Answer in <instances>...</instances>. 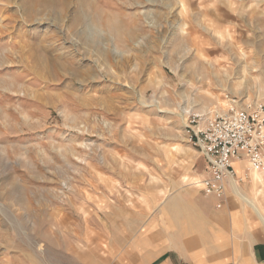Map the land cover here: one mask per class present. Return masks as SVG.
I'll list each match as a JSON object with an SVG mask.
<instances>
[{"label": "rangeland", "instance_id": "1", "mask_svg": "<svg viewBox=\"0 0 264 264\" xmlns=\"http://www.w3.org/2000/svg\"><path fill=\"white\" fill-rule=\"evenodd\" d=\"M36 1L0 0V264H109L203 192L189 116L264 104V0Z\"/></svg>", "mask_w": 264, "mask_h": 264}, {"label": "crops", "instance_id": "2", "mask_svg": "<svg viewBox=\"0 0 264 264\" xmlns=\"http://www.w3.org/2000/svg\"><path fill=\"white\" fill-rule=\"evenodd\" d=\"M234 169L224 199L181 195V204L162 211V223L157 217L155 226L125 232L109 264H264V171L245 160Z\"/></svg>", "mask_w": 264, "mask_h": 264}, {"label": "built area", "instance_id": "3", "mask_svg": "<svg viewBox=\"0 0 264 264\" xmlns=\"http://www.w3.org/2000/svg\"><path fill=\"white\" fill-rule=\"evenodd\" d=\"M187 132L207 163L201 190L224 199L226 180L235 175L234 162L245 160L250 170L264 171V104L240 105L236 100L213 116L193 113Z\"/></svg>", "mask_w": 264, "mask_h": 264}, {"label": "bare ground", "instance_id": "4", "mask_svg": "<svg viewBox=\"0 0 264 264\" xmlns=\"http://www.w3.org/2000/svg\"><path fill=\"white\" fill-rule=\"evenodd\" d=\"M37 4H40L41 6L44 7H55L57 2L54 0H37L36 1ZM51 9V8H50ZM87 11V10H86ZM88 12V11H87ZM85 12V9L83 8L82 10L77 12L76 18H75V25L79 26V25H83L84 21H85V16L87 15ZM57 14V13H56ZM91 16V14H89ZM57 16V15H56ZM62 17L59 16V19H61ZM87 20V19H86ZM86 23V22H85ZM80 31V30H78ZM77 31V32H78ZM100 37L103 38L102 35H99ZM83 37L84 40V44L90 49V50H94L95 48H100L99 46V42L96 39L95 35H89V33L84 32V31H80V38ZM82 39V38H81ZM99 50V49H98ZM110 61V60H109ZM69 62L68 64H70L72 66V68H74L75 72L78 73L81 67L80 65H77V62H75V60H73L72 58L67 61ZM92 67V66H91ZM89 68L90 72H94V68ZM93 69V70H92ZM88 70V71H89Z\"/></svg>", "mask_w": 264, "mask_h": 264}]
</instances>
